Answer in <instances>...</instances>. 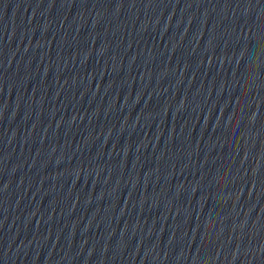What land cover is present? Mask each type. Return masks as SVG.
Segmentation results:
<instances>
[{
  "label": "water",
  "instance_id": "1",
  "mask_svg": "<svg viewBox=\"0 0 264 264\" xmlns=\"http://www.w3.org/2000/svg\"><path fill=\"white\" fill-rule=\"evenodd\" d=\"M0 264H264V0H0Z\"/></svg>",
  "mask_w": 264,
  "mask_h": 264
}]
</instances>
